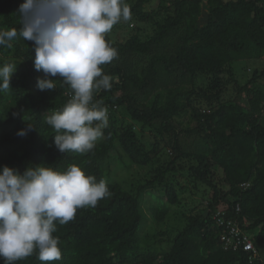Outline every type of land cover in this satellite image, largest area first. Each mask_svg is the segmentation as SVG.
Wrapping results in <instances>:
<instances>
[{
  "label": "trees",
  "instance_id": "16d2710c",
  "mask_svg": "<svg viewBox=\"0 0 264 264\" xmlns=\"http://www.w3.org/2000/svg\"><path fill=\"white\" fill-rule=\"evenodd\" d=\"M23 2L0 0V29L19 32ZM125 2L131 19L113 28L130 35L118 42L106 35L118 53L101 66L113 77L112 88L94 95L108 108L109 124L89 153L56 150L46 112L62 108L71 90L60 80L54 90L37 88L43 73L34 67V44L18 36L11 47L0 45V67L17 66L11 87L0 92V168L23 173L30 165L65 170L75 163L105 180L110 193L95 207L78 208L67 224L57 223L60 260L41 262L37 251L15 264H264L255 243L264 241V0ZM237 64L245 65V76ZM29 122L32 129L17 135ZM136 126L154 133L151 148ZM161 144L170 150L162 162ZM119 160L158 165L131 191L112 178ZM214 166L223 172L219 181ZM177 175L210 195L174 238L159 239L167 249L145 250L141 200L153 194L151 215L163 223L180 204ZM157 183L165 195L152 191ZM220 208L240 227L237 246L221 242L226 227L214 218ZM247 238L254 250L244 249Z\"/></svg>",
  "mask_w": 264,
  "mask_h": 264
},
{
  "label": "clouds",
  "instance_id": "9594fccd",
  "mask_svg": "<svg viewBox=\"0 0 264 264\" xmlns=\"http://www.w3.org/2000/svg\"><path fill=\"white\" fill-rule=\"evenodd\" d=\"M19 32L0 29V45L11 47L18 36L34 44V67L40 91L57 88V80L71 90L60 109H49L45 123L54 132L58 152L89 153L108 127V108L94 95L112 88L113 77L102 65L118 55L106 39L113 26L131 19L125 0H24L18 9ZM17 66L0 67V92L11 87ZM20 129L24 136L32 129ZM246 184V183H245ZM243 186V184H242ZM245 187V186H243ZM110 195L107 182L97 181L78 164L59 170L47 163L30 165L21 173L0 168V260L15 264L38 251L41 262L61 259L57 223L74 219L78 208L95 207Z\"/></svg>",
  "mask_w": 264,
  "mask_h": 264
},
{
  "label": "rangeland",
  "instance_id": "374dc122",
  "mask_svg": "<svg viewBox=\"0 0 264 264\" xmlns=\"http://www.w3.org/2000/svg\"><path fill=\"white\" fill-rule=\"evenodd\" d=\"M113 42L122 41L126 36L130 35L129 32H124L123 29L120 30L119 27L115 26L113 30L106 34ZM237 69L241 74H245V65L237 64ZM252 73V71H250ZM245 76V75H244ZM124 117L121 115L120 119ZM136 129L140 133L142 141L145 143L146 148L149 149L153 146L154 133L149 128H143L141 131L139 127L136 126ZM169 148L164 144H161L160 148V161L168 158ZM126 165H122V162L119 160L114 163L112 167V178L119 181L127 190H134L139 184L146 182L147 179L154 174V169L158 165L157 163H149L147 165L139 164L136 162L127 161ZM214 181H219L222 179L223 172L222 170L214 166L212 169ZM174 182H179L181 186H177L179 189L180 204L174 205L171 207L170 214L166 217L165 221L161 224H158L151 215L150 203H152L155 198L153 194H146L141 200V209L144 214V222L141 228L139 235V245L145 250H157L163 251L169 246L166 243H161L160 238H174L178 232L183 229L186 224V216L190 213V210L195 207H201L203 202H206V199L202 197L205 195L208 197L210 191L206 186H200V190H196L191 178L186 176H175L172 179ZM157 190H152L153 192H158L162 196L164 194V188L161 184H156ZM207 190V191H206ZM200 191H203L202 193ZM165 198V196H164ZM205 200V201H204ZM162 232L163 235H162ZM256 246L258 247L259 254L264 258V241L257 240L255 241Z\"/></svg>",
  "mask_w": 264,
  "mask_h": 264
},
{
  "label": "built area",
  "instance_id": "2783aa9c",
  "mask_svg": "<svg viewBox=\"0 0 264 264\" xmlns=\"http://www.w3.org/2000/svg\"><path fill=\"white\" fill-rule=\"evenodd\" d=\"M243 186H248V184H243ZM224 211L220 208L217 213L215 214L214 218L220 225H224L226 229L224 230V234L222 235L221 242L223 243L224 247H228L231 244L235 246L238 245V237L241 233L240 227L235 223V221L229 220L226 221ZM234 237H237L234 239ZM246 239V238H245ZM244 243V249L247 251L254 250V246L252 242L247 238ZM251 262L253 257L250 258Z\"/></svg>",
  "mask_w": 264,
  "mask_h": 264
}]
</instances>
